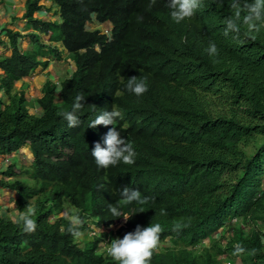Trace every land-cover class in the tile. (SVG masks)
Listing matches in <instances>:
<instances>
[{
  "label": "trees",
  "instance_id": "obj_1",
  "mask_svg": "<svg viewBox=\"0 0 264 264\" xmlns=\"http://www.w3.org/2000/svg\"><path fill=\"white\" fill-rule=\"evenodd\" d=\"M41 1L26 0L30 32L6 29L7 41L0 38V157L20 148L33 154L29 164L10 160L0 170V189L15 193L17 210L0 214V264H118L100 244L151 223L162 231L148 264H264V27L241 25L238 37L225 36L235 0H202L180 23L168 0H52L58 18L48 20L36 16ZM92 19L111 23L110 40L86 28ZM23 37L32 45L26 51ZM63 50L75 70L58 84L48 79L34 104L40 112L30 113L15 83ZM133 76L146 78L143 95L127 90ZM77 95L85 98L80 124L69 127L60 113L72 110ZM113 108L121 113L113 126L131 143L134 163L100 168L91 151L96 142L104 146L112 125L88 126ZM124 187L146 202L119 204ZM66 200L82 219L79 233L88 220L102 231L82 247L59 215ZM110 204L132 216L119 228L123 217ZM27 206L36 210L32 233L15 222ZM232 220L240 226L216 237Z\"/></svg>",
  "mask_w": 264,
  "mask_h": 264
},
{
  "label": "clouds",
  "instance_id": "obj_2",
  "mask_svg": "<svg viewBox=\"0 0 264 264\" xmlns=\"http://www.w3.org/2000/svg\"><path fill=\"white\" fill-rule=\"evenodd\" d=\"M152 2L154 3L155 0H152ZM201 5L202 0H168V7L171 9V18L176 23H180L186 18H191L196 10L201 7ZM233 8L235 9L234 16L228 17L225 20V36L229 35V33H234V38L238 37L241 33V25H247L249 31L255 30L257 32L261 27H264V0H235ZM242 12L244 13V15L241 19ZM90 23L95 24V27L90 28ZM102 24H107V27H109V29L105 28V31L101 30V32L107 35L108 39L110 40V33L112 29V25L110 22L107 21L100 23L95 19H92L91 21L87 22L86 28L89 30H100V27L98 25ZM54 45L58 46L62 51L63 48L60 47V44ZM96 48L98 49V47ZM207 51L210 55H214L217 53V48L214 42L210 43ZM64 53L65 55L63 56ZM62 58H68V60L71 61V63L74 65V71L76 68L75 64L71 60V57L66 50H63ZM59 81L60 80L55 83L58 84ZM126 88L128 91L134 93L137 96L143 95L148 90L146 78L138 80L136 76L130 77L128 78ZM84 99L85 98L83 96L77 95L73 102L72 110L63 111L60 113L68 122L69 127L79 126L80 119L76 115V113L80 109H82L83 104L81 103V101H83ZM120 116L121 113L114 108L111 109V111L105 110L101 112L94 120H92L88 126L90 128H96L98 125H103L106 127L112 125V127L109 128L107 133L103 136L104 146L102 147L100 142H96L93 150L91 151L92 157L94 158L97 166L100 168L115 166L121 161L124 164L128 165L134 163L135 151L131 143L126 142V140L122 138L120 131H118L117 128L113 126L115 119ZM26 144L30 145L29 142ZM9 157H11V155H9ZM120 193L121 200L118 203L122 205L131 204L133 202L143 204L147 199H142L140 191L134 190L130 187H124L120 191ZM109 211L114 217H123V219L119 221L121 223L120 226H122L132 217L127 214H123L117 206H114L112 204L109 205ZM35 214V208L27 206V210L20 213L18 217L15 218V222L22 227L23 232L32 233L36 230L37 224L35 219H33ZM65 218L68 220V223L70 225L68 231L73 233L74 235H79L81 232L79 233L77 229L82 224V219L79 213L75 211L66 212ZM120 226H117L116 228H119ZM96 229L98 228L95 227V230H91L89 228L88 230H90L95 236L97 233ZM161 231L162 228L159 223H151L148 227H141L140 225H137L134 232L126 233L122 239H112L111 242L105 246L104 252L108 257H111L112 260L118 262V264H148L153 255V250L158 246L160 238L159 234L161 233ZM100 233H102V231ZM100 233H98L97 235H99ZM101 247L102 246L100 245V249ZM100 249L99 252H103ZM236 250L237 252L243 251V249L239 245L236 246ZM225 262L229 263L230 260L226 258Z\"/></svg>",
  "mask_w": 264,
  "mask_h": 264
},
{
  "label": "rangeland",
  "instance_id": "obj_3",
  "mask_svg": "<svg viewBox=\"0 0 264 264\" xmlns=\"http://www.w3.org/2000/svg\"><path fill=\"white\" fill-rule=\"evenodd\" d=\"M52 4V0H45V6H49ZM54 6L51 5V8ZM47 12V11H46ZM45 12L44 10H40V12L37 13V16H40L39 18L44 19ZM47 15V14H46ZM45 18H47L45 16ZM21 25H18V27ZM90 28H94L95 24L90 23L89 24ZM100 27V31H105V28L107 27V24H102L98 25ZM21 45H24V42H20ZM48 44V42H46ZM65 53L63 54V56ZM49 66L47 68H39L37 71L32 74V76L28 77V79H22L20 82L15 83V88L16 90H21L24 89L27 97L30 101V113H39V109L34 108V104L37 98L41 96V89L43 84L48 80L52 79L53 82H57L58 80H63L66 77H69L72 74V71L74 69V65L71 63V61L68 60V58H62L59 60L55 59V56H49ZM1 74V73H0ZM26 80V81H24ZM59 91V88L56 90ZM1 96V94H0ZM11 157L5 156V157H0V170H4L6 168V164H9L11 161L15 162L18 164V167L23 164H29L33 161V157H28L25 155L24 151L22 148H20L17 152H14L13 154H10ZM11 158V159H10ZM7 160V161H6ZM11 160V161H10ZM16 171H18V168H16ZM1 177V176H0ZM22 180H24L27 184L29 185H34L35 180L22 177ZM14 195V192H11L7 189H0V214L7 215L9 217H15L17 215V210L15 208V204L12 202L13 198L12 196ZM76 212V209L72 206V204L66 200L64 204V209L61 211L59 215H65L66 212ZM54 219V218H53ZM239 223L236 220H232L228 222L225 227L221 228L219 230L220 233L216 235V237H219L220 234H226L230 235L233 232V229L235 226H237ZM121 223L119 222L116 224L115 228L117 226H120ZM240 226V224H239ZM88 227L91 230H95V226L92 224L91 220H88ZM107 228L103 231L106 232ZM96 232L100 233L98 229H96ZM93 233L86 229L82 231L79 235L75 237L76 242L78 243L79 246H83L84 243L93 240ZM169 239H166V244H169L170 242L168 241ZM210 239H207L205 241V246L209 245ZM101 251H104L105 246L107 245V239H105L101 244ZM224 258V257H223ZM226 261V258H225Z\"/></svg>",
  "mask_w": 264,
  "mask_h": 264
},
{
  "label": "crops",
  "instance_id": "obj_4",
  "mask_svg": "<svg viewBox=\"0 0 264 264\" xmlns=\"http://www.w3.org/2000/svg\"><path fill=\"white\" fill-rule=\"evenodd\" d=\"M41 4L43 6L42 10L46 8H51V5H53L52 3L48 7L45 6V0H42ZM51 9H52L51 11H47V12L44 10L45 16L47 17L45 18V16L43 15L45 20H48L51 18H55V19L58 18V16L54 15L55 6ZM25 10H26V0H0V38L1 39L7 41V39L5 38L6 29L19 30L22 34H27L28 32L31 31L30 27L26 24V21L22 18L23 14L25 13ZM18 25H21V26L18 27ZM20 42H24V45H21ZM31 46L32 45H31L29 38L23 37L19 39V48L22 51H26L30 49ZM3 51H4V48L2 47V45H0V52H3ZM5 52L6 54H10L11 51L8 50ZM2 72L3 71L0 70V73ZM25 79H28V78H25ZM28 147L31 151L29 144H28ZM14 196H15V193L12 196V198H14Z\"/></svg>",
  "mask_w": 264,
  "mask_h": 264
}]
</instances>
